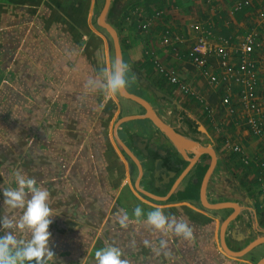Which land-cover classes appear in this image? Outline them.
<instances>
[{"label":"crops","instance_id":"obj_1","mask_svg":"<svg viewBox=\"0 0 264 264\" xmlns=\"http://www.w3.org/2000/svg\"><path fill=\"white\" fill-rule=\"evenodd\" d=\"M241 1L140 0L113 19L130 69L127 88L215 152L204 201L210 153H182L143 117L140 104L99 89L114 58L98 24L99 0H0V243L11 239L10 258L31 239V230L20 227L23 209L5 203L4 187H13L19 171L50 193L53 256H41L46 264H96L94 252L105 245L120 248L128 264H264V241L246 250L264 236V139L246 122L241 84L210 83L186 56L203 35L227 47L237 67L243 36L258 31L255 96L264 109L261 9ZM209 62L222 71L218 56L211 53ZM156 209L166 217L164 228L147 222ZM173 221L190 234L177 235L168 227Z\"/></svg>","mask_w":264,"mask_h":264},{"label":"clouds","instance_id":"obj_2","mask_svg":"<svg viewBox=\"0 0 264 264\" xmlns=\"http://www.w3.org/2000/svg\"><path fill=\"white\" fill-rule=\"evenodd\" d=\"M130 71L129 65L121 60H112L110 67L105 68L103 76L104 80L99 86V89L106 94H118L122 89H125L128 84L127 73ZM94 85V81L92 82ZM95 89V87H92ZM31 194V198L27 199V195ZM4 195L7 197L5 203L11 207L19 206L23 209L22 224L20 227L31 230L30 242L25 245L14 258L9 257L7 244L11 242L10 238L0 243V252L3 254V259L0 264H23L24 260L36 261V264H46L41 261V256L51 259L52 251L48 248L50 232L48 227L52 222L48 217L53 215L54 210L46 203L50 199L48 189L42 187L34 178L26 177L21 172L17 171L14 174V185L10 189L4 187ZM15 202V203H13ZM141 209L137 207L134 210V215L139 217ZM123 222V221H121ZM147 222L155 228H164L166 217L159 209L147 213ZM5 227L9 224L6 222ZM177 235H189L188 226L184 223H176L173 221L168 227H173ZM122 250L115 245H105L95 250L93 258L96 264H128L127 260L122 259Z\"/></svg>","mask_w":264,"mask_h":264},{"label":"built area","instance_id":"obj_3","mask_svg":"<svg viewBox=\"0 0 264 264\" xmlns=\"http://www.w3.org/2000/svg\"><path fill=\"white\" fill-rule=\"evenodd\" d=\"M251 1L253 0H244L238 4L250 3ZM254 1H257L260 5V23L262 30H264V0ZM257 37L258 31L256 30L249 31L243 36L238 47L240 58L237 67L231 61V55L227 47L211 45L207 37L203 35L199 36L196 42L186 50V56L202 68L203 74L210 83L216 85L227 81H234L241 84L240 94L244 99V106L249 113L246 122L252 127L254 134L264 139V109L255 96L256 69L258 64L256 56ZM169 38L170 36H166L165 41L169 42ZM173 40L180 42L182 37L180 35H173ZM211 53L219 57V66L222 71H217L212 63L209 62V55ZM158 66L163 70V67L159 63ZM167 74L172 82L178 81L174 70L167 71ZM222 100L231 111L234 110L230 106L231 98L228 95L223 96ZM233 150L242 153L241 147L238 145L233 146ZM261 165H264V162H261ZM259 179L264 187V177L262 174Z\"/></svg>","mask_w":264,"mask_h":264},{"label":"water","instance_id":"obj_4","mask_svg":"<svg viewBox=\"0 0 264 264\" xmlns=\"http://www.w3.org/2000/svg\"><path fill=\"white\" fill-rule=\"evenodd\" d=\"M113 0H104L103 6L101 8V11L98 15V24L102 28L105 29V31L110 36V42L113 46V52H114V59L116 61L123 60V50H122V44L119 32L117 30V27L112 19L109 18V12L112 5ZM145 80V79H144ZM147 83L148 81L145 80ZM151 91L155 93L158 97H168L170 96L166 94L165 92L161 91L160 89L153 87L152 85H149ZM119 94L125 98H128L132 101L137 102L144 108V116L148 119H150L157 128L164 133L173 143L177 146V148L182 152L185 153V151H193L195 155H198L203 152H208L211 155V163L202 179V185H201V197L205 201L206 196V186L207 182L214 170L215 164H216V154L211 146H205L201 144L199 141L190 138L186 135H184L182 132L178 131L173 125L166 122L156 111L154 105L144 96L139 95L135 92L130 91L127 87L125 89H122ZM196 157L194 156L191 160L194 161ZM238 207V206H236ZM230 219V218H229ZM229 219H226L223 223V226L225 227L227 223L229 222ZM264 241V236H260L253 240L249 246L247 247V251L255 247L256 245L262 243Z\"/></svg>","mask_w":264,"mask_h":264},{"label":"trees","instance_id":"obj_5","mask_svg":"<svg viewBox=\"0 0 264 264\" xmlns=\"http://www.w3.org/2000/svg\"><path fill=\"white\" fill-rule=\"evenodd\" d=\"M140 0H113L112 5L109 12V18L118 20L120 18L122 12L132 3H136ZM104 3V2H103ZM188 123L192 126L193 123L187 119Z\"/></svg>","mask_w":264,"mask_h":264},{"label":"rangeland","instance_id":"obj_6","mask_svg":"<svg viewBox=\"0 0 264 264\" xmlns=\"http://www.w3.org/2000/svg\"><path fill=\"white\" fill-rule=\"evenodd\" d=\"M103 2H104V0H99V2H98V12H100V10H101V8H102V6H103ZM112 48V55L114 54V52H113V46L111 47ZM114 59V58H113ZM177 115L174 117V120L176 119L177 120ZM177 122V121H176ZM180 121H178L177 123H179ZM203 140L205 141L206 140V137H204L203 136ZM255 192H257V191H255ZM263 196H264V193L262 194Z\"/></svg>","mask_w":264,"mask_h":264},{"label":"flooded vegetation","instance_id":"obj_7","mask_svg":"<svg viewBox=\"0 0 264 264\" xmlns=\"http://www.w3.org/2000/svg\"><path fill=\"white\" fill-rule=\"evenodd\" d=\"M149 96V95H148ZM149 100V99H148ZM150 101V100H149ZM151 102V101H150ZM152 103V102H151ZM153 104V103H152Z\"/></svg>","mask_w":264,"mask_h":264}]
</instances>
